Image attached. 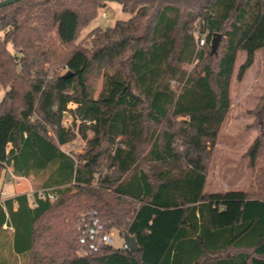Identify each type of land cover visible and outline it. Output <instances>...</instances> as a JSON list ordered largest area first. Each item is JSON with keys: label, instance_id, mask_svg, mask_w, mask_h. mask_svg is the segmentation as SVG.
<instances>
[{"label": "trees", "instance_id": "trees-1", "mask_svg": "<svg viewBox=\"0 0 264 264\" xmlns=\"http://www.w3.org/2000/svg\"><path fill=\"white\" fill-rule=\"evenodd\" d=\"M108 2L132 18L93 29L84 46L81 31ZM0 34V181L10 169L58 193L0 204V240L8 224L28 264H264V103L247 153L255 186L205 190L239 53L242 80L264 49V0H22L0 8ZM77 119L87 147L72 155L62 146ZM92 209L139 251L81 255L76 226Z\"/></svg>", "mask_w": 264, "mask_h": 264}, {"label": "rangeland", "instance_id": "rangeland-1", "mask_svg": "<svg viewBox=\"0 0 264 264\" xmlns=\"http://www.w3.org/2000/svg\"><path fill=\"white\" fill-rule=\"evenodd\" d=\"M5 0H0V2ZM132 14L123 11L120 3L108 2L100 10L97 18L80 34L79 42L83 41L84 46L89 47L90 34L97 27L107 28L113 26L118 20H129ZM1 35V34H0ZM89 39V40H88ZM54 60L59 61L64 55L65 49L60 45L56 37L53 38ZM247 54L240 52L235 68L234 78L231 86V108L222 125L219 138L214 147L209 161L206 193L216 194L229 191H251L254 184V169L251 164V158L247 156L248 150L253 145L258 136L255 127V115L257 110L264 103V49L256 52L254 64L246 72L242 80H238L240 67L245 63ZM189 71L193 65H186ZM64 72V71H63ZM91 84L94 86V97L97 98L103 87L102 75H93ZM5 92L0 90V101ZM69 109H75L76 104L70 103ZM74 118L69 113L64 115V125L71 127ZM81 122L77 119V126L74 128V134L71 142L62 146V150L72 155H80L85 152L87 141L80 134ZM53 135V130L48 128ZM91 137L92 133L88 132ZM6 174V175H5ZM5 180L12 178L14 183L19 185L16 193L24 192L29 195L30 200H34L32 191L37 190L36 184L40 183L39 177L23 178L12 176V171L6 169L3 172ZM16 176V175H15ZM32 183V185H31ZM7 190V188H5ZM9 192V190H8ZM116 233L117 247L122 246L123 237L119 230Z\"/></svg>", "mask_w": 264, "mask_h": 264}, {"label": "built area", "instance_id": "built-area-1", "mask_svg": "<svg viewBox=\"0 0 264 264\" xmlns=\"http://www.w3.org/2000/svg\"><path fill=\"white\" fill-rule=\"evenodd\" d=\"M205 39L200 38L199 45L203 46ZM9 184L12 181L8 182ZM34 203L36 199L54 201L58 197V193L52 188H41L32 191ZM1 197L5 199L6 193L2 192ZM76 229L78 231V238L80 244V254L87 255L99 252L103 249L118 248L121 250H129L125 241L122 246L117 247L116 233L114 230H108L105 223L101 220L96 210H89L87 213L80 216Z\"/></svg>", "mask_w": 264, "mask_h": 264}, {"label": "crops", "instance_id": "crops-1", "mask_svg": "<svg viewBox=\"0 0 264 264\" xmlns=\"http://www.w3.org/2000/svg\"><path fill=\"white\" fill-rule=\"evenodd\" d=\"M5 175L2 177V179L0 181V204H3L5 202V200L14 198L19 194H26L24 192L16 193L19 185L17 183H14V180H12V178L11 179L9 178L6 182V180L4 179ZM12 176H13V178L21 177V176H19V177L15 176L13 173H12ZM23 178H26V177H22L21 179H23ZM9 181H12V183L9 184L8 183ZM31 185H32V183H31ZM5 188H7V190ZM8 190H9V192H8ZM2 192L6 193L5 199H3L1 197ZM29 200H30V198H29ZM30 204L32 206H34V200H32V201L30 200ZM14 208H15V210L18 208V205L16 203L14 204ZM4 229H8V231H9L8 232L9 240H0V256L2 258H4L5 264H28V261H29L28 254L21 255V254H17L14 251V248H13V241H14L13 240V232H14V230H13V228L10 227L8 224H5Z\"/></svg>", "mask_w": 264, "mask_h": 264}, {"label": "water", "instance_id": "water-1", "mask_svg": "<svg viewBox=\"0 0 264 264\" xmlns=\"http://www.w3.org/2000/svg\"><path fill=\"white\" fill-rule=\"evenodd\" d=\"M20 1H22V0H5V1H2V2H0V8L15 4V3L20 2ZM222 37L223 36L221 34H216V36L212 39V43H211L212 53L217 52V49H218V46H219V43H220ZM69 75H70V73H69ZM122 237H123V240L125 241L126 245L128 246V248L131 252L139 251L140 247H139V244H138V242L134 236H131L127 231H124L122 233Z\"/></svg>", "mask_w": 264, "mask_h": 264}]
</instances>
